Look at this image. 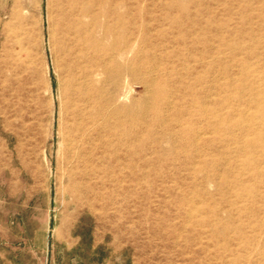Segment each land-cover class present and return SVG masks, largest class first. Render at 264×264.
<instances>
[{"label":"rangeland","instance_id":"obj_1","mask_svg":"<svg viewBox=\"0 0 264 264\" xmlns=\"http://www.w3.org/2000/svg\"><path fill=\"white\" fill-rule=\"evenodd\" d=\"M76 1L0 0V264H264V0Z\"/></svg>","mask_w":264,"mask_h":264},{"label":"bare ground","instance_id":"obj_2","mask_svg":"<svg viewBox=\"0 0 264 264\" xmlns=\"http://www.w3.org/2000/svg\"><path fill=\"white\" fill-rule=\"evenodd\" d=\"M64 2L67 3V5H66V9H63V10H65L64 11V22L65 23H63V24H65L64 25L65 39H64V41H62V47H63L64 53H66L68 58L72 59L75 57L77 50H80V48H81V43H80L81 32H80V23H79L80 21H78L76 18L75 6H76L77 1L76 0H66V1L61 0L62 5ZM90 100H91V98H88L87 96L80 95L77 99V101L79 103H76V101L73 102L74 105L76 106V109L74 110V112H75V123L77 125L75 128V131L78 133L80 132L82 134L81 140H83V138L85 136L87 137L88 133L91 131L90 125L95 123V122H93L95 119L93 118L92 114L89 112V110H90L89 107H91V106H89L88 104H89ZM82 103L85 104V105H83V107L81 105ZM95 115H96V113H95ZM87 140H89V139H87ZM89 142H91V141H89ZM78 150H80V149H78Z\"/></svg>","mask_w":264,"mask_h":264}]
</instances>
